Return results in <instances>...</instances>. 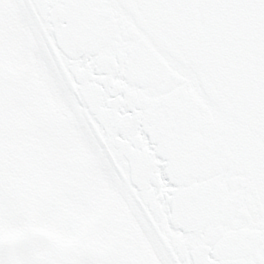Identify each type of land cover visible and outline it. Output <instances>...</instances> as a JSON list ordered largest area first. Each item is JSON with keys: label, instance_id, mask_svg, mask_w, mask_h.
I'll use <instances>...</instances> for the list:
<instances>
[{"label": "snow or ice", "instance_id": "snow-or-ice-1", "mask_svg": "<svg viewBox=\"0 0 264 264\" xmlns=\"http://www.w3.org/2000/svg\"><path fill=\"white\" fill-rule=\"evenodd\" d=\"M0 264H264V0H0Z\"/></svg>", "mask_w": 264, "mask_h": 264}]
</instances>
